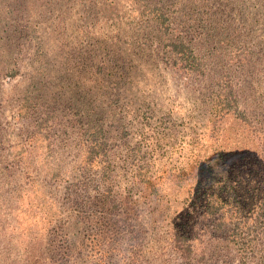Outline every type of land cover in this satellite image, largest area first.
I'll return each instance as SVG.
<instances>
[{"label":"rangeland","instance_id":"obj_1","mask_svg":"<svg viewBox=\"0 0 264 264\" xmlns=\"http://www.w3.org/2000/svg\"><path fill=\"white\" fill-rule=\"evenodd\" d=\"M160 5L170 36L133 0H0V264H184L182 235L195 262L240 264L201 218L211 195L250 223L264 202V0ZM194 6L203 75L165 49Z\"/></svg>","mask_w":264,"mask_h":264},{"label":"trees","instance_id":"obj_2","mask_svg":"<svg viewBox=\"0 0 264 264\" xmlns=\"http://www.w3.org/2000/svg\"><path fill=\"white\" fill-rule=\"evenodd\" d=\"M161 1L162 0H133L135 5L141 9L140 15L142 19H144L146 15L152 14L155 16V21L160 25V29L166 33V35L170 36V33L174 31L172 25V16L170 18L169 15L170 8L168 6L160 5ZM181 12L183 13L182 16L188 20L187 31L191 34L187 35L181 31H177L178 36L170 39V41L165 45V49H167L169 53L176 56L177 65L179 64L183 66L184 69L192 73L203 75L205 73L203 64L200 58L196 55L195 46L193 44L196 40H198V36L200 38L209 27V23H207V21L204 19V16L207 15L208 12L206 10L203 11L202 8L198 6H194L190 10L184 8ZM227 75L229 76L230 74L227 73L223 76V78ZM219 84H221V93L219 94L222 95V92L224 91L225 93L223 96L226 99H230L229 97L233 94V91L229 90L227 86L228 82L225 84L226 86L224 89L222 83L220 82ZM97 144L98 142L96 141L93 148H91L92 154L95 155L98 153L96 151L97 148L99 149V155L106 153V145L104 143L100 145ZM212 167L213 171L211 174H215L226 182L228 178L227 170L219 166L212 165ZM85 174L86 172H83V174L79 173V176H83V178H75V180L78 179V182H75L71 185L70 192L75 194L77 191L79 192L80 189H86L90 186L88 180L82 181L86 179V176H84ZM217 181L220 184L223 183V181L219 180L218 178ZM107 204L112 205L111 208L113 209L116 206V204L111 199H107ZM225 206L226 203L216 195L209 196L207 208L201 219H205L206 221L209 219H215L216 224L214 229H216L217 232L220 230L222 233H224L225 241H228V243L231 242L234 247L237 248L240 264H248V259L252 258V255H254L256 250L255 247L261 246L259 244L261 240L260 238H263L264 236V231H262L264 230V202L252 223H250L249 218L246 217V219H244L242 217L241 211H239V209L238 212H234V210L229 211L227 215L224 210L226 208ZM175 248L177 252L180 253L184 264H199L197 263L198 261L195 262L193 245L187 237L183 235L175 237ZM261 250V252H263L264 246L261 248ZM99 262L100 261L97 260V263L95 264H100Z\"/></svg>","mask_w":264,"mask_h":264}]
</instances>
